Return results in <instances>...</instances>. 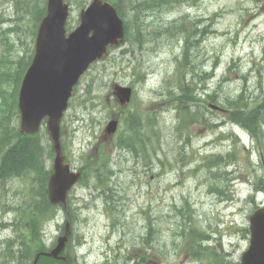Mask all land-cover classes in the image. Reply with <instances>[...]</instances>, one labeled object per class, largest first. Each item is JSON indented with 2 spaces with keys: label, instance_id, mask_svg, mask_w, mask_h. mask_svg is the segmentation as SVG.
<instances>
[{
  "label": "rangeland",
  "instance_id": "1",
  "mask_svg": "<svg viewBox=\"0 0 264 264\" xmlns=\"http://www.w3.org/2000/svg\"><path fill=\"white\" fill-rule=\"evenodd\" d=\"M39 4L42 0H0L3 94L12 89L11 73L26 63L35 46L34 8ZM146 13L144 47L134 48L132 53H123L129 44L116 47L91 66L62 121L65 153L75 165L84 163V156L97 162L99 142L109 141L104 146L108 172L99 176L88 172L89 181H79L70 193L77 212L71 234L74 240L68 248L72 264H124L129 255L139 264H236L249 245V216L257 204L264 203V193L255 188L264 177V136L252 143L247 132H240L238 144L231 137L219 140L220 133L239 130L231 122L220 129L194 122L189 130L180 132L179 110L170 95L180 93L188 82L190 87H200L202 98L209 92L220 101L245 84L249 101L264 100V0H186L164 6L160 17L150 9ZM183 16L190 28L197 26L199 31L189 33L183 28L172 36L165 33L169 21L180 23ZM78 21L79 10L74 8L69 22L76 25ZM194 36L198 41L189 46L187 68L179 72L185 39ZM135 70L150 76L135 83L139 100L133 104L145 111L144 118L154 120L156 131L148 149L137 152L111 143L115 135L107 137L103 132L109 116L118 112L113 85H130L136 78ZM225 118L217 114L214 121ZM6 127L18 130L16 116L9 117ZM119 127L122 129L123 121ZM44 143L45 135L43 147ZM46 148L40 163L50 166L53 160ZM233 150L237 162L218 167L216 175L226 170L234 172L235 178L231 183L226 178L215 183L210 158ZM33 177L31 172L0 181V264H13L2 252L4 242L20 236L15 222L35 196L38 185ZM215 184L224 188L225 195L216 192ZM254 193L255 202L250 198ZM65 221L66 213L60 206L42 223L46 247L62 233ZM149 226L155 229L153 249L142 244ZM198 236L212 247H193ZM193 237L195 241H191ZM78 241L83 246L78 247ZM139 254H145L144 261L139 260Z\"/></svg>",
  "mask_w": 264,
  "mask_h": 264
},
{
  "label": "water",
  "instance_id": "2",
  "mask_svg": "<svg viewBox=\"0 0 264 264\" xmlns=\"http://www.w3.org/2000/svg\"><path fill=\"white\" fill-rule=\"evenodd\" d=\"M101 3V0H95L82 13L83 23L94 29V34L89 36L87 28L81 26L66 38L64 22L67 5L62 0H49L48 15L40 27L37 52L21 89V130L35 132L43 117H47V128L55 149L53 172L48 183L49 198L53 204L66 206L68 192L79 177V173L71 171L65 161L60 140V120L73 85L89 62L102 52L109 32H122V23L116 18L114 9ZM116 93L124 102L129 99L131 89L116 86ZM116 125L117 121H111L108 132H113ZM66 225L57 246L45 254L58 257L70 233L69 222ZM250 231V245L239 264H264V206L250 216Z\"/></svg>",
  "mask_w": 264,
  "mask_h": 264
},
{
  "label": "trees",
  "instance_id": "3",
  "mask_svg": "<svg viewBox=\"0 0 264 264\" xmlns=\"http://www.w3.org/2000/svg\"><path fill=\"white\" fill-rule=\"evenodd\" d=\"M86 0H82L85 2ZM117 6L119 12H122V3L121 0H112ZM165 0H152L153 5L161 4ZM125 2V1H124ZM160 6V5H159ZM138 11H135V20H137ZM126 27L129 30V22H127ZM193 39L191 37H186L185 39V48L182 52V61L178 65L179 72L182 68H187L188 64V53L189 46L193 44ZM195 85V89H196ZM189 85L184 83V86L181 87L180 93L170 95V100L177 103L179 110V119L181 122L177 126V129L182 132L184 129L189 130L190 125L194 121H202V115L204 109H209V103H219L215 98V95H209L206 99L201 100L197 95H193V90ZM248 88L242 87L239 92L235 95H230L226 97L228 112L227 115L232 121L238 122L242 126L246 127L252 134L256 136H261L262 134V123L264 121V100L259 101L258 98H255L253 101H249L250 94L248 93ZM173 92V91H171ZM173 96V97H172ZM204 101V102H203ZM154 120L151 118L144 119L142 112L140 110L134 109V111H129L128 114L124 117V126L120 131L117 145L131 148L133 152L147 150L148 144H150L152 135L156 134L154 127ZM7 123L2 122V130L0 134V179L5 183L14 176H20L28 173H33V179L37 183L38 187L35 191V196L29 204L27 212L22 215L21 220L16 224L21 230L20 236L16 237L18 240V245L15 242L8 243L5 246L4 251H2L6 256L19 254L23 259L20 260L21 264H28V259L35 252L40 249H45V245L41 241V228L42 223L45 222L47 218H51L55 213V206H52L49 203L47 197V180L51 173V169L43 166L40 163V158L44 154L45 150L48 151L46 146L49 148V155L52 157L53 149L51 144L46 143L45 147L41 145V135H28L22 136L18 132L16 135L11 129H8ZM148 128V132H145V128ZM18 136V138H17ZM99 157L98 161L93 162V157H85V166L89 167V164L93 167L95 174L105 175L109 170V158L105 154L104 147H101L98 151ZM237 157L234 153H228L227 157L224 155L216 154L211 158L212 166H215L219 163H231L233 160H237ZM226 159V160H225ZM90 168V167H89ZM91 169V172L92 170ZM89 170L84 168L83 174H88ZM224 177L223 175H216V172L213 173V178L217 181H220ZM216 186L215 190H222ZM259 188L264 189V177H261L258 186ZM190 208V207H189ZM71 223L74 222L75 216L77 213L71 209L69 206ZM43 218V220H42ZM26 227H25V226ZM152 227L149 228L148 233H152ZM149 242V239H146ZM197 246L201 247L202 245L197 242ZM17 246V248H16ZM34 250V248H36ZM195 247V244H193ZM13 260V258H10ZM53 261V259H48ZM42 262H39L41 264ZM9 264V263H8ZM30 264V262H29Z\"/></svg>",
  "mask_w": 264,
  "mask_h": 264
}]
</instances>
